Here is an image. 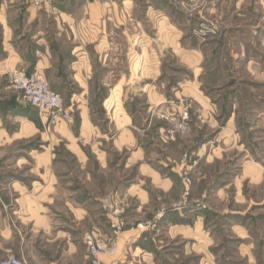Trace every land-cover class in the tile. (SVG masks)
Instances as JSON below:
<instances>
[{"label":"crops","instance_id":"1","mask_svg":"<svg viewBox=\"0 0 264 264\" xmlns=\"http://www.w3.org/2000/svg\"><path fill=\"white\" fill-rule=\"evenodd\" d=\"M180 1L49 0L36 6L32 0H0V258L14 252L31 264H88L84 245L86 224L99 233L110 234L108 217L104 219L98 212H113L120 196L135 199L132 211L140 218L157 219L158 227L166 226L168 231L178 228L180 236H190L192 244L197 243L199 230L204 233L206 221L202 204L165 206L170 191L182 189L179 176L183 164L166 157L157 160L159 168L154 166L147 147L138 137L146 130L145 118H140L141 123L137 124L134 115L121 106L119 85L113 87L104 103L120 122L115 121L117 131L110 137V144L116 151H128L124 165L134 167L135 173L123 187L98 194L91 190L97 177L88 168L92 161L99 168L108 164V151L102 147L106 143L104 134L93 142L104 131L92 119L89 99L92 84L96 82L97 65L106 66L103 62L107 53L115 50L114 32L121 29L127 50L131 49V37L137 36L138 50L148 51L149 31L145 23L154 16L157 34L162 36L167 32L173 36L172 51L190 52V66L199 65L200 44L185 46L184 36L189 34L205 41L246 0H223L216 10L208 6L210 0H201L190 13L177 14L174 10H183ZM254 3L264 14V0ZM139 4L143 5L140 16L135 12ZM130 21H135L136 33L128 32ZM257 29L256 24L253 35L259 40L262 30ZM16 67L27 73L38 70L50 87L76 108V124L72 125V115L71 123L59 121L47 128V113L38 114L7 81L5 75ZM97 83L99 89L104 88L105 82ZM142 93L148 110L152 102L160 104L166 100L161 99L163 94L155 93L152 99L149 91ZM99 110L105 113L101 106ZM59 137L65 140L67 148L74 150V161L81 170L77 178L72 177V171L57 170L58 165L66 163L54 148ZM39 138L46 142L43 149L38 150L32 142L24 150L19 149L24 140L28 143ZM81 139L84 144H90L89 152L77 142ZM209 144V141L197 144L196 159L189 165L190 170L203 157L207 163L213 157L218 159L215 154L219 145ZM161 168L167 170L162 172ZM151 185L165 200L160 201L150 218L147 211L152 198ZM153 230L148 227L121 231L116 253L102 255L101 264H156L160 255Z\"/></svg>","mask_w":264,"mask_h":264},{"label":"rangeland","instance_id":"2","mask_svg":"<svg viewBox=\"0 0 264 264\" xmlns=\"http://www.w3.org/2000/svg\"><path fill=\"white\" fill-rule=\"evenodd\" d=\"M222 1L210 2L208 6L219 9ZM180 2L183 10H174L177 14L182 11L190 13L201 0ZM254 2L246 0L236 12L220 22L215 33L207 36L205 41L189 34L184 36L185 46L196 42L200 44L199 65L190 66V52L172 51L175 45L173 36L167 32L162 36L157 34L154 28L157 18L152 16L145 23V29L149 31L148 51L138 50L137 36L131 37V49L127 50V41L119 29L112 35L115 50L107 53L103 62L106 66L101 68L99 63L96 67V82L92 84L89 105L93 121L101 126L104 133L95 137L93 142L100 140V135L104 134L106 143L102 147L108 151V164L99 168L95 162L89 163V170L97 177L91 190L104 194L116 186L121 188L135 173L134 167L124 165L128 151H116L110 144V137L117 131L115 121L120 122L110 114L104 103L113 87L119 85L121 106L134 115L137 124L141 123L140 118H145L146 130L138 137L147 147L154 166L159 168L157 160L166 157L183 164L180 172L188 166L191 185L185 189L180 173L182 189L180 192L171 190L170 198H165V206L200 202L202 215L206 217L204 233L199 230V239L192 244L190 236L178 234V228L168 231L166 226L158 227L157 219L140 218L132 211L135 199L128 196H120L116 213L98 212L104 219L113 214L121 218L124 222L122 231L138 228L141 223L156 222L153 233L157 234V252L160 255L156 264H264V14ZM142 9L143 5H137L136 15L140 16ZM256 24L257 30H262L259 40L253 35ZM127 28L129 33H136L135 21H130ZM5 77L9 82L8 74ZM101 80L105 86L99 89L97 82ZM143 90L149 91L151 96L163 94L161 99L166 100L160 104L152 102L148 110ZM16 91L27 103L22 93ZM63 101L74 115L73 125L76 108L70 106L66 98ZM100 106L105 113L99 110ZM186 106L189 128L182 132L173 127L165 116H176ZM53 125L47 119V128ZM171 129L174 130L173 138ZM36 140L28 143L24 140L19 149L24 150L31 142L36 143L38 150L43 149L46 142L40 138ZM205 141H209L210 146L219 145L215 154L218 159L213 157L212 162L207 163L203 157L190 170L189 165L196 159L194 152L197 144ZM77 142L89 152L90 144H84L82 139ZM55 143L56 153L66 160L65 165H58L57 170L72 171V177H79L81 170L74 161V150L67 148L65 140L60 137ZM182 158L186 160L181 162ZM246 161H250L249 164ZM161 170L165 172L167 169ZM149 187L152 198L147 216L151 218L164 196L153 185ZM86 225L85 234L93 231L104 241L110 238L108 232L99 233L94 227ZM84 245L88 264H91ZM8 254L31 264L14 252Z\"/></svg>","mask_w":264,"mask_h":264},{"label":"built area","instance_id":"3","mask_svg":"<svg viewBox=\"0 0 264 264\" xmlns=\"http://www.w3.org/2000/svg\"><path fill=\"white\" fill-rule=\"evenodd\" d=\"M214 1L216 0H210V2ZM48 2L49 0H32V3L36 6H42ZM8 76L9 83L12 87L22 93V98L29 105L34 107L38 114L43 115V113L46 112L51 124H56L59 121L71 123L72 113L70 107L65 105L62 96L50 87L38 70L35 69L27 73L24 69L16 67L8 72ZM187 109L188 107L186 106L184 111H179L176 116L166 115L165 118L171 125L173 124V127H178L180 131L185 132L189 128V112ZM170 132L173 138L174 130L171 129ZM185 160V158H182L181 162ZM187 167L181 172V179L185 189L189 188L192 182L188 175ZM116 212L117 210L115 209L112 213ZM109 219L111 235L107 241L102 240L101 236L98 237L93 231L91 233H86L84 236V243L88 249V256L91 264H101L100 257L102 255L113 256L116 253L118 235L122 231L124 222L114 214L110 216ZM156 226V222L138 224V228L141 230H145L148 227L154 229ZM0 264H26V262L14 255L8 254L0 261Z\"/></svg>","mask_w":264,"mask_h":264}]
</instances>
